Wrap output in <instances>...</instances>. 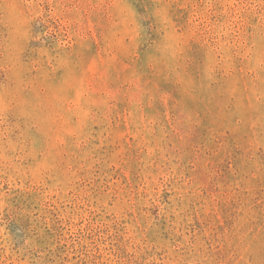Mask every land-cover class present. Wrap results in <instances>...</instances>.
<instances>
[{
    "label": "rangeland",
    "instance_id": "374dc122",
    "mask_svg": "<svg viewBox=\"0 0 264 264\" xmlns=\"http://www.w3.org/2000/svg\"><path fill=\"white\" fill-rule=\"evenodd\" d=\"M0 264H264V0H0Z\"/></svg>",
    "mask_w": 264,
    "mask_h": 264
}]
</instances>
